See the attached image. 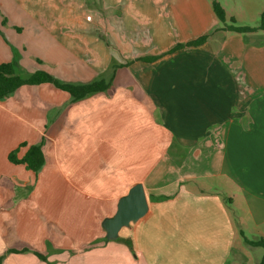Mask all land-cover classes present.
I'll return each mask as SVG.
<instances>
[{
	"label": "crops",
	"instance_id": "obj_1",
	"mask_svg": "<svg viewBox=\"0 0 264 264\" xmlns=\"http://www.w3.org/2000/svg\"><path fill=\"white\" fill-rule=\"evenodd\" d=\"M22 1L0 0V64L112 82L76 102L52 84L0 101V264H259L262 247L242 233L264 239V31L225 30L213 0H184L208 17L184 19L171 49L184 46L120 61ZM22 143H43L37 176L8 160ZM137 184L147 214L108 241L105 220Z\"/></svg>",
	"mask_w": 264,
	"mask_h": 264
},
{
	"label": "rangeland",
	"instance_id": "obj_2",
	"mask_svg": "<svg viewBox=\"0 0 264 264\" xmlns=\"http://www.w3.org/2000/svg\"><path fill=\"white\" fill-rule=\"evenodd\" d=\"M184 0H23L24 10L32 17L35 14L52 19L61 16L65 19V32L78 33L84 39L86 47L96 51L101 56L108 54L110 58L125 61L131 51L136 54H148L159 52V56L171 54L176 48L171 49L183 33L182 24L189 15L207 22V12L204 6L187 4ZM222 5L226 14V23L220 22L221 26L237 25L258 27L261 13L264 11V0H213ZM213 4V3H212ZM213 10V7H211ZM214 13V12H213ZM78 18V19H77ZM232 18L235 22H232ZM73 19L78 20L76 23ZM188 24V23H187ZM194 27V25H190ZM194 31V30H192ZM127 38L129 46L134 42L132 50L124 52V47L118 40ZM61 42L71 48V41L60 39ZM123 41L125 44L126 42ZM83 41H80V44ZM184 46V45H183ZM72 49V48H71ZM124 55H120V51ZM36 54V53H34ZM80 58L87 60L86 54L78 53ZM38 56V55H37ZM106 56V57H107ZM130 61V60H129ZM36 70L43 69L41 60L35 61ZM81 64L75 58L65 57V66ZM90 63V61H88ZM182 63V62H181ZM181 63L175 66H180ZM45 65V64H44ZM29 64L27 72H31ZM47 66V64H46ZM78 66V65H77ZM174 66V65H172ZM97 69L102 76L111 74L112 71ZM48 72V71H47ZM50 73V72H48ZM25 74H27L25 72ZM104 74V75H103ZM165 73H163L164 75ZM186 76V72L184 73ZM52 75V74H51ZM68 75V74H67ZM53 76V75H52ZM55 77V76H53ZM56 78V77H55ZM174 78V77H171ZM63 83L75 84L73 82ZM94 82V81H93ZM264 255V248L259 249ZM84 264V263H81ZM109 264V263H107ZM110 264L114 263L113 259Z\"/></svg>",
	"mask_w": 264,
	"mask_h": 264
},
{
	"label": "trees",
	"instance_id": "obj_3",
	"mask_svg": "<svg viewBox=\"0 0 264 264\" xmlns=\"http://www.w3.org/2000/svg\"><path fill=\"white\" fill-rule=\"evenodd\" d=\"M213 10L220 22L226 23L227 14L220 3L213 1ZM235 22V19H231ZM225 30L233 31L237 33H252L257 31H264V11L260 16V23L258 27L249 26H237L226 25ZM207 37L204 36L197 41L190 42L187 46H197L204 43ZM183 45H179L176 48H181ZM155 57L143 58V61H152ZM112 82V81H111ZM111 82H105L104 80H96L90 84H69L59 81L53 77L47 71L38 70L32 74H25L24 71L15 62H8L0 64V101H4L11 95H13L18 89L24 86H38L41 84H52L56 88L70 94L71 101L76 102L93 93L102 92L107 90ZM23 148H27L26 153L20 157L19 154ZM8 160L14 165H21L26 170L33 172L36 176L40 173L42 167L45 164V155L43 152V143L30 145L22 143L18 148L10 152ZM245 242L252 246H258L264 248V239L259 241L248 240L242 233ZM28 251V250H27ZM13 253L15 251H9ZM41 259H45L43 255L36 253ZM1 263V259H0ZM259 264H264V255Z\"/></svg>",
	"mask_w": 264,
	"mask_h": 264
},
{
	"label": "water",
	"instance_id": "obj_4",
	"mask_svg": "<svg viewBox=\"0 0 264 264\" xmlns=\"http://www.w3.org/2000/svg\"><path fill=\"white\" fill-rule=\"evenodd\" d=\"M149 210L147 196L143 185H135L129 193L121 198L118 210L114 217L106 219L104 227L107 231V240H116L123 227H129L144 217Z\"/></svg>",
	"mask_w": 264,
	"mask_h": 264
}]
</instances>
